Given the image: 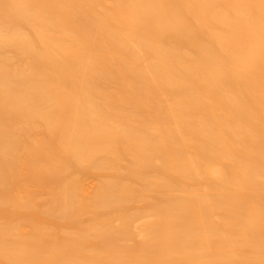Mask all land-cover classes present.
<instances>
[{
  "label": "bare ground",
  "instance_id": "bare-ground-1",
  "mask_svg": "<svg viewBox=\"0 0 264 264\" xmlns=\"http://www.w3.org/2000/svg\"><path fill=\"white\" fill-rule=\"evenodd\" d=\"M0 264H264V0H0Z\"/></svg>",
  "mask_w": 264,
  "mask_h": 264
}]
</instances>
